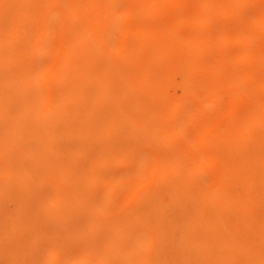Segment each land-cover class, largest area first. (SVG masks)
<instances>
[{"label":"bare ground","instance_id":"1","mask_svg":"<svg viewBox=\"0 0 264 264\" xmlns=\"http://www.w3.org/2000/svg\"><path fill=\"white\" fill-rule=\"evenodd\" d=\"M0 264H264V0H0Z\"/></svg>","mask_w":264,"mask_h":264},{"label":"rangeland","instance_id":"2","mask_svg":"<svg viewBox=\"0 0 264 264\" xmlns=\"http://www.w3.org/2000/svg\"><path fill=\"white\" fill-rule=\"evenodd\" d=\"M250 11L251 10L249 9L247 14H249ZM238 23H239V25L241 27L240 28L241 32L242 33H248L249 30H248V27H247V23L245 21H243V20H240V19L238 20ZM227 48H228V50L232 51V50L236 49V46L230 44V45H228ZM15 49H16L17 52H19L21 54H26L28 52V50H29V45H28V43H27V41L25 39H19L17 41L16 45H15ZM216 56H217V50L213 46H209V48L207 49V57L210 58V59H213ZM40 60L41 61H45L46 58L44 56H42L40 58ZM177 76H179V77L182 76V72L180 70L177 71ZM151 97H152V94H151L150 91H145L144 92V95H143L144 99L149 100ZM111 114L115 118H119V116H120L119 113L116 110H112ZM84 138H88V135L86 133L84 134ZM52 159L53 160L56 159V155L55 154L52 155ZM116 169L118 170L119 168H116ZM119 171L121 172L122 169L121 170L119 169ZM17 181L18 182L24 181V176H22V175L17 176ZM58 249H59V253L61 255H65V256L67 255L68 256L69 252L66 249H60V248H58Z\"/></svg>","mask_w":264,"mask_h":264}]
</instances>
